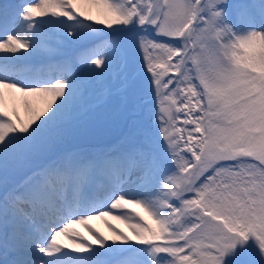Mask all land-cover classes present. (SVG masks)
Masks as SVG:
<instances>
[{
  "label": "snow or ice",
  "instance_id": "6c2138e0",
  "mask_svg": "<svg viewBox=\"0 0 264 264\" xmlns=\"http://www.w3.org/2000/svg\"><path fill=\"white\" fill-rule=\"evenodd\" d=\"M0 264H264V0L0 3Z\"/></svg>",
  "mask_w": 264,
  "mask_h": 264
},
{
  "label": "bare ground",
  "instance_id": "6f19581e",
  "mask_svg": "<svg viewBox=\"0 0 264 264\" xmlns=\"http://www.w3.org/2000/svg\"><path fill=\"white\" fill-rule=\"evenodd\" d=\"M3 2H14V0H0V3H3ZM108 223L111 224L117 230L124 227L122 224H119L116 221L109 220ZM90 226L94 230H99V232H102L105 236L111 235V233L109 232L108 228L105 225V222L102 220H94L91 222ZM77 230L82 232L84 235H88V233L83 228H78Z\"/></svg>",
  "mask_w": 264,
  "mask_h": 264
}]
</instances>
